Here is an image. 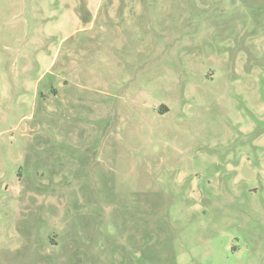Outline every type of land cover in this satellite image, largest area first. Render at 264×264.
Returning <instances> with one entry per match:
<instances>
[{
	"label": "rangeland",
	"instance_id": "374dc122",
	"mask_svg": "<svg viewBox=\"0 0 264 264\" xmlns=\"http://www.w3.org/2000/svg\"><path fill=\"white\" fill-rule=\"evenodd\" d=\"M0 264H264V0H0Z\"/></svg>",
	"mask_w": 264,
	"mask_h": 264
}]
</instances>
